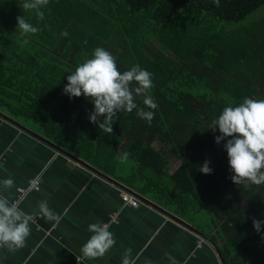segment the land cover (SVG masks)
Listing matches in <instances>:
<instances>
[{"label":"trees","instance_id":"16d2710c","mask_svg":"<svg viewBox=\"0 0 264 264\" xmlns=\"http://www.w3.org/2000/svg\"><path fill=\"white\" fill-rule=\"evenodd\" d=\"M23 3L0 0V112L220 239L227 264H264V225L258 233L252 222L264 221V184H234L226 141L209 129L225 106L264 99V20L246 22L264 0H49L42 21ZM23 15L38 33L21 35ZM96 47L121 72L139 64L153 74L150 124L136 114L149 110L143 96L106 133L89 121L91 100L63 93ZM123 152L136 165L121 177ZM205 160L211 174L199 171Z\"/></svg>","mask_w":264,"mask_h":264},{"label":"crops","instance_id":"0c3cea01","mask_svg":"<svg viewBox=\"0 0 264 264\" xmlns=\"http://www.w3.org/2000/svg\"><path fill=\"white\" fill-rule=\"evenodd\" d=\"M9 176L15 187L4 194L12 201L17 188L29 187L31 179L38 178L40 190L30 191L20 204L23 211L35 215L26 245L14 253L0 249V264H122L127 248L132 249L133 258L138 257L137 264L145 259L170 264L171 258L179 264L221 261L219 252L225 246L220 239L193 232L146 203L137 208L126 205L121 188L0 117V179ZM44 199L62 216L59 223L39 214L37 204ZM113 214L117 222L112 221ZM93 222L108 223L116 244L104 257L89 260L80 249L92 235L87 228Z\"/></svg>","mask_w":264,"mask_h":264},{"label":"clouds","instance_id":"9594fccd","mask_svg":"<svg viewBox=\"0 0 264 264\" xmlns=\"http://www.w3.org/2000/svg\"><path fill=\"white\" fill-rule=\"evenodd\" d=\"M215 6H220V0H212ZM49 0H24L23 11L35 13L37 21L44 19V8ZM17 28L21 35L36 34L39 28L34 26L23 16H17ZM62 37L69 33L62 31ZM27 42V41H25ZM87 44V41H84ZM68 83L63 93L69 98L80 97L91 100L94 109L89 114V121L97 124L98 128L106 133L113 132L118 112H132L138 106L136 96H143L145 108L137 110V116L149 124L154 119L158 105L150 94L155 87L153 74L141 68L139 64L131 66L121 72L116 64V57L103 47H96L91 58L79 63L75 70L67 76ZM133 83L136 85L132 87ZM103 118L102 121L100 118ZM213 133L219 130L220 135L215 136V142L224 143L227 152L228 164L233 175L230 176L236 185H262L264 184V99L245 97L238 106H225L217 118L211 121L210 128ZM130 156L129 152L119 155L124 163ZM210 160H205L199 167L203 174H211L213 169L209 166ZM15 187L14 179L9 176L0 179V249L6 248L9 252H16L26 245L31 234V224L35 222V215L23 211L17 202L9 199L5 192ZM29 190H39L38 178L29 181ZM39 214L47 221L59 223L62 216L49 207L46 199L37 204ZM253 227L259 233L264 221L253 218ZM108 223L93 222L88 224L87 231L92 233L90 238L80 249L85 259L104 257L116 244L115 235ZM132 249H124L122 264H137L133 258ZM221 262V261H220ZM143 264H151L145 259ZM170 264H179L171 258Z\"/></svg>","mask_w":264,"mask_h":264},{"label":"water","instance_id":"95a60500","mask_svg":"<svg viewBox=\"0 0 264 264\" xmlns=\"http://www.w3.org/2000/svg\"><path fill=\"white\" fill-rule=\"evenodd\" d=\"M0 117L5 118L7 121H9L10 123L14 124L15 126H17L18 128H20L22 131H24L27 134H30L36 138H38L39 140L43 141L44 143L48 144L49 146L53 147V149H55L57 151L58 154H60L63 157H66L76 163H78L79 165L85 167L86 169H88L89 171H91L94 175L98 176L99 178L108 181L109 183H113L114 185L118 186L119 188H123V189H127V187L123 186L122 184L118 183L117 180H114L113 178L107 176L106 174H103L102 172L90 167L89 165H87L86 163L82 162L81 160H79L78 158L72 156L71 154L67 153V151L55 146L53 143H51L50 141H48L47 139H45L43 136H41L40 134H37L35 132L30 131L29 129L25 128L24 126H22L21 124H19L18 122L13 121L12 119L8 118L6 115H4L3 113L0 112ZM139 200L141 201V203H146L150 206L155 207L158 210H161L163 212H165L166 214H168L170 217H172L173 219L179 221L180 223H182V225H184L185 227H187L188 229H190L193 232H196L200 235H203V233L201 231H199L198 229H196L195 227H193L192 225H190L188 222H186L185 220H183L182 218L176 216L175 214L167 211L166 209H164L161 205H157L155 203H153L152 201L148 200L147 198L137 195ZM219 256L221 257V262L223 264H227L226 260L223 257L222 252H219Z\"/></svg>","mask_w":264,"mask_h":264},{"label":"built area","instance_id":"2783aa9c","mask_svg":"<svg viewBox=\"0 0 264 264\" xmlns=\"http://www.w3.org/2000/svg\"><path fill=\"white\" fill-rule=\"evenodd\" d=\"M39 190H40V187H39ZM121 190H123L122 199L126 205L137 208L141 204V201L139 200L137 194L134 191H132L130 189H123V188H121ZM35 191H37V190H35ZM29 193H30L29 187H27V188L19 187V188H17V196L13 201L17 202L19 207H20L21 202L24 200V198H26L28 196ZM112 221L113 222L118 221L117 216L114 214L112 217ZM202 240H203V238H202ZM200 246H201V244H200ZM217 264H223V263L218 262Z\"/></svg>","mask_w":264,"mask_h":264},{"label":"rangeland","instance_id":"374dc122","mask_svg":"<svg viewBox=\"0 0 264 264\" xmlns=\"http://www.w3.org/2000/svg\"><path fill=\"white\" fill-rule=\"evenodd\" d=\"M250 19H248V21H246L247 23H251L250 26L252 25V22H261L264 20V7L261 8L259 11H256L255 13H253V15H251V17H249ZM251 58H253V54L249 53L248 56L246 57V59H244L242 61V63L249 61ZM135 162L132 160H127L124 163H119L118 167H117V171L119 173V176H124V175H128V173L131 171V169L135 166ZM179 166L178 162H175L173 165V169H176ZM206 216V215H205ZM205 216L203 215L202 218H205Z\"/></svg>","mask_w":264,"mask_h":264}]
</instances>
